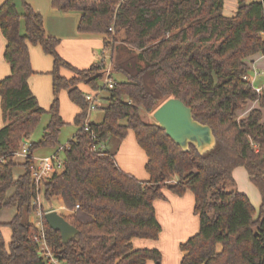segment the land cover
Segmentation results:
<instances>
[{
	"label": "trees",
	"instance_id": "16d2710c",
	"mask_svg": "<svg viewBox=\"0 0 264 264\" xmlns=\"http://www.w3.org/2000/svg\"><path fill=\"white\" fill-rule=\"evenodd\" d=\"M0 2V30L6 40L4 59L9 76L0 81L3 127L0 129V211L15 208L8 222L7 245L0 223V264H53L34 237L40 228L28 221L37 211L33 178L38 149L60 147L64 121L59 94L67 90L80 109L77 132L64 150L63 169L45 178V197L61 198L72 216L65 217L79 233L63 243L60 232L42 227L59 264H146L160 261L157 249L135 248L134 239H158L161 225L154 202L165 191L183 196L191 191L199 230L181 244L180 264H264V87L257 93L249 81V61L264 54V2L238 0L235 14H223L225 0H52L61 13L81 14L78 31L103 36L110 52L112 75L123 81L104 84L106 62L77 69L58 53L60 39L45 31L44 18L25 0ZM112 28V30H110ZM40 46L53 58V101L43 108L33 94L34 74L29 46ZM66 68L74 76L66 78ZM80 84L105 92L101 123L83 125L88 108ZM182 100L193 116L211 126L216 146L200 154L183 151L159 125L142 119L141 108L153 114L170 98ZM249 102L258 107L239 117ZM50 121L41 139L32 142L23 172L14 178L15 155L41 116ZM133 131L147 156L148 180H139L117 164L100 145L110 137L123 140ZM245 167L258 188L257 215L249 197L235 189L233 171ZM176 180V181H174Z\"/></svg>",
	"mask_w": 264,
	"mask_h": 264
},
{
	"label": "rangeland",
	"instance_id": "374dc122",
	"mask_svg": "<svg viewBox=\"0 0 264 264\" xmlns=\"http://www.w3.org/2000/svg\"><path fill=\"white\" fill-rule=\"evenodd\" d=\"M2 1L3 0H0V2ZM22 1L23 0H16L18 10L21 13L24 11ZM237 6H238V0H225L223 14L229 17L233 16L237 10ZM70 14H74L78 16V14L80 13L70 12ZM0 35L3 36L1 30H0ZM60 44H61V39H60ZM65 49H66L65 51L66 57H68L72 61H75L76 63H78V65L85 64V61H82L81 59H83V57H85L86 55L92 56L93 59L90 65L82 68L74 65L63 55H61L58 51L59 55L65 61H67L70 65L76 67L77 69H81V70L87 69L92 64H97L102 60H104L106 64L110 63V52L109 51L104 52L103 46L101 47L93 46L89 48V53L87 52L88 49H83L81 51L76 52L69 44L65 45ZM3 56H4V50H3ZM248 66H249L248 77L250 78L251 81L250 83L252 84V86L254 88L255 87L263 88L264 58L257 59L254 63L249 61ZM258 73H260V75H258ZM60 74L66 78H72L74 76L72 71L66 68H62L60 70ZM105 77H106V73L104 74V78ZM113 79H116L117 81H123L124 77L121 74H113ZM79 88L82 90L83 95L88 93L91 94L95 93L94 90H92L89 86L85 84H80ZM51 94L53 96V89ZM103 95L105 96V92L100 91V98ZM53 98L54 96L52 97V101ZM59 104H60V115L65 123L59 135L60 147L54 149L51 148L38 149L33 154V157L35 158H41L44 156L51 155L53 153H57L59 157L63 160L64 150L62 149V147L66 146L68 141L72 139L77 132V126L74 123V119L76 115L80 113V109L78 111V107L70 99L67 90H62L61 93L59 94ZM106 105L107 102L101 99L100 108L90 111L88 112V114L86 111V114L88 115V121L90 123H96V124L101 123L104 119V115H105L104 108L106 107ZM49 108H45V109L48 110ZM140 113L142 119L145 122L148 123L156 122L153 118V114L145 112L142 108L140 110ZM262 113H263L262 121L264 122V111H262ZM49 121H50V116L48 114H44L43 116H41L34 130L31 132L30 136L25 140L28 143L39 141L43 135L44 128L48 125ZM23 142L20 143V148ZM137 146L138 145L136 141V136L133 131H129L127 136L123 140H119L116 137H110L108 141L100 145V147L105 152H109L115 155V159L117 161L118 166H121V162H122L124 164V167L133 168V171L135 172V173L133 172L134 173L133 176L136 177L137 179H141L140 177L141 173L145 174L146 177H148L149 174L145 169L144 155L143 156L140 155L138 150L137 152L135 151ZM24 161L25 159L22 156L15 157L16 166L14 168V174H16L17 176L23 172L22 164ZM235 170L233 171V178L235 184L234 185L229 184L228 189L233 188L237 191L245 193L249 197L251 204L255 208L256 213L258 215L261 204V196L258 188L250 181L248 171L246 170L245 167L241 166L239 168H236ZM40 202L42 207L28 216V221L34 225H37L38 222L41 221V216H40L41 211L47 212L51 208L54 209L59 208L58 212L60 211L61 202L58 200V198L53 197L47 199L45 197L43 189L40 193ZM155 202L154 205H155L157 218L161 225V233L158 239H136V240H140V242H143L144 244H138L137 246L136 243H134L135 241L133 242V244L135 248L157 249L160 252L161 254L160 261L156 262L154 260H150L146 264H180L183 256V252L181 250V244L185 243L190 237H192L199 230V216L194 211L195 202H193L191 205V203L188 200L182 201L181 207L178 208L179 211H177L176 214L175 212H172L171 201L168 202L166 199H157ZM14 213H15L14 207L3 208L0 211V221L2 223L1 229L3 235L5 234L6 237H9L8 240L5 239L7 245H9L11 239L10 237L11 228L9 227L8 222L12 219Z\"/></svg>",
	"mask_w": 264,
	"mask_h": 264
},
{
	"label": "crops",
	"instance_id": "0c3cea01",
	"mask_svg": "<svg viewBox=\"0 0 264 264\" xmlns=\"http://www.w3.org/2000/svg\"><path fill=\"white\" fill-rule=\"evenodd\" d=\"M26 1L31 5V7L36 12H38L43 16L46 33L49 36H53L61 39V44L58 46L59 53L78 67L84 68L90 65L93 59L92 56L90 55H86L85 57H83V59H81L82 61H85V64L83 65H78V63L66 57L65 45L69 44L76 52L81 51L83 49H88L87 52L89 53V48L93 46H98V47L103 46V36L99 34L79 33L78 22L80 21L81 14H78V16L70 13L61 14L60 11H58L55 8H52V0H26ZM5 45H6L5 38L0 35V81H2L5 77L9 76L11 72L10 65L5 61L3 56V50L5 48ZM29 50H30L31 65H32V69L34 70V74L31 75V77L29 78L30 88L33 94L36 96L38 103L42 105L43 108H49L51 106V101L53 97L51 94L52 76L50 75V72L53 69V58L45 54L40 46L30 45ZM262 58H264V54L263 55L257 54L256 56L250 59L251 60L250 62L254 63L257 59H262ZM258 75H260V73H258ZM255 88L263 89L261 87H255ZM257 107H258L257 102H249L244 110L239 111V117L247 116L252 109ZM2 127H3V120H2L1 97H0V129ZM137 147L135 151L137 152L138 150L140 155L142 156L144 155V164L146 165L147 156H145L146 155L145 152L143 151V149L139 147V145ZM119 167H121L120 168L121 170H123L124 172L130 175H133L135 173L133 171V168L124 167V164L122 162H121V166ZM19 175L17 176L16 174H14V178L17 179ZM140 175H141L140 176L141 179L139 180L149 179V176L146 177L145 174L143 173H141ZM165 196L168 202L169 201L172 202L171 203L172 212H175V214L177 211H179L178 208L181 207L182 201L188 200L191 203V205L193 202H195L194 195L191 191H187L183 196H177L168 191H165ZM58 200L61 202V207L59 211L60 213L58 212L59 208L58 209L51 208L48 211L56 210L59 214L65 217L72 216L74 214V210L67 209L61 198H58ZM8 238L9 237L5 236L6 240H8ZM134 241L133 242L136 243L137 246L138 244H144L143 242H140V240L134 239Z\"/></svg>",
	"mask_w": 264,
	"mask_h": 264
},
{
	"label": "water",
	"instance_id": "95a60500",
	"mask_svg": "<svg viewBox=\"0 0 264 264\" xmlns=\"http://www.w3.org/2000/svg\"><path fill=\"white\" fill-rule=\"evenodd\" d=\"M153 118L183 151H189L190 145H193L200 154H204L216 146L217 141L211 126L196 120L192 109L178 98L173 97L165 101L155 110ZM44 218L51 229L60 232L63 243H67L79 233L78 229L56 210L45 212Z\"/></svg>",
	"mask_w": 264,
	"mask_h": 264
},
{
	"label": "built area",
	"instance_id": "2783aa9c",
	"mask_svg": "<svg viewBox=\"0 0 264 264\" xmlns=\"http://www.w3.org/2000/svg\"><path fill=\"white\" fill-rule=\"evenodd\" d=\"M122 1H124V0H122ZM261 1L264 2V0H261ZM110 30H112V28H110ZM105 73H106V77L104 78V84L107 85L109 88H112L114 86V80L111 78V75H112L111 63L106 64ZM244 79L251 82L250 78L248 76H245ZM252 88L259 94L262 91V89H260V88H254L253 86H252ZM84 98H85L86 102L88 103L87 114H88V112L93 111V110L101 107L100 91H97L93 94H91V93L85 94ZM87 114L84 117L83 125H84V128L86 131H90V126H89ZM30 147H31V143H28L25 140L23 142L20 150L16 153V156H22L23 158L29 157L30 156ZM35 161H36V168L33 171V178L35 180V184L37 187L38 194H37L36 200L34 201V205L38 209H40L42 207L41 202H40V193H41L40 185L45 178H48L54 172H60L63 169V160L59 157V155L57 153H53L51 155L44 156L41 158H35ZM42 214H43V211L40 212L41 217H42ZM37 226L40 228V234L36 235L34 237V239L39 244L40 250L42 251L43 255L46 258H49L51 263L59 264V261L54 258L53 254H52V252L48 246L46 233L42 227L41 221L38 222Z\"/></svg>",
	"mask_w": 264,
	"mask_h": 264
}]
</instances>
